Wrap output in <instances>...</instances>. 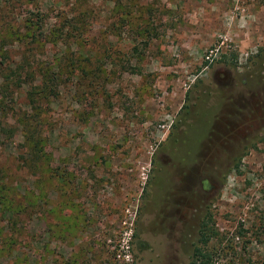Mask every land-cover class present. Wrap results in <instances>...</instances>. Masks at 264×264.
<instances>
[{"label": "rangeland", "instance_id": "374dc122", "mask_svg": "<svg viewBox=\"0 0 264 264\" xmlns=\"http://www.w3.org/2000/svg\"><path fill=\"white\" fill-rule=\"evenodd\" d=\"M38 12L55 38L25 44ZM229 115L207 207L155 221L164 160ZM207 214L215 264H264V0H0V264H188Z\"/></svg>", "mask_w": 264, "mask_h": 264}, {"label": "flooded vegetation", "instance_id": "af4514ba", "mask_svg": "<svg viewBox=\"0 0 264 264\" xmlns=\"http://www.w3.org/2000/svg\"><path fill=\"white\" fill-rule=\"evenodd\" d=\"M256 111L259 114L257 109ZM237 125H240L239 118H233L232 115L216 118L205 139L199 141L201 146H197L198 151L196 147L195 152L192 151L191 155L182 156L179 160H164L165 169L169 170L170 174L169 184L164 192L163 206L155 213V221L176 222L180 217L179 209H191L196 200H200L203 206L207 207L225 170L215 166L214 161L228 155L234 162L241 156L242 147L230 148L226 144L227 137L234 136ZM190 211L191 217L197 215L195 209Z\"/></svg>", "mask_w": 264, "mask_h": 264}, {"label": "trees", "instance_id": "16d2710c", "mask_svg": "<svg viewBox=\"0 0 264 264\" xmlns=\"http://www.w3.org/2000/svg\"><path fill=\"white\" fill-rule=\"evenodd\" d=\"M34 16L36 17L35 20H29L25 24V27L27 28L26 33H20L17 31L19 39L25 41V44L31 42L43 44L44 42L42 41V38H45L46 41H53L55 38L54 33L44 25L43 15L40 16L38 12ZM11 29L12 31H8V33L11 35L17 34L15 28L12 27ZM54 68V66L51 68L46 67L45 70H41V89L43 90L42 92L48 96L54 95L56 88H58V75L56 71H54ZM32 126L25 124V136L27 139L26 142L29 144L30 153L36 155L40 151L39 145L43 139L41 138L40 132L36 131ZM234 167L238 168V163H235ZM211 220L212 218L208 214L202 217L198 227L199 237L197 243L192 249L188 264H215V258L217 255L213 249L208 247V243L213 237L218 235V230L215 228L214 222H212L211 225L209 224V221Z\"/></svg>", "mask_w": 264, "mask_h": 264}, {"label": "built area", "instance_id": "2783aa9c", "mask_svg": "<svg viewBox=\"0 0 264 264\" xmlns=\"http://www.w3.org/2000/svg\"><path fill=\"white\" fill-rule=\"evenodd\" d=\"M212 53H213V49H211V50L207 53V55H206V59L210 60L211 57H212Z\"/></svg>", "mask_w": 264, "mask_h": 264}]
</instances>
